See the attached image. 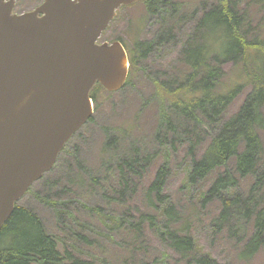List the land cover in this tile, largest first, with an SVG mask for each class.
I'll use <instances>...</instances> for the list:
<instances>
[{"label":"trees","instance_id":"obj_1","mask_svg":"<svg viewBox=\"0 0 264 264\" xmlns=\"http://www.w3.org/2000/svg\"><path fill=\"white\" fill-rule=\"evenodd\" d=\"M173 1L169 5L170 8L164 9H160L159 0L150 2V12L153 15L156 14V9L160 10L161 15L157 20L160 25L157 28L163 29L159 37L161 44L164 43L166 34L173 39V31L180 22L187 19L184 10L190 3ZM208 1L210 10L203 14L190 40L179 52L183 66L188 70L187 75L182 74L181 81L177 79L164 83L165 89L170 93L176 92L181 96V103L166 106L160 119L161 128L165 133L178 139L189 138L193 130L195 133H202L203 125L207 128L210 139L207 140L206 150L199 158L192 155L193 148L190 150L191 167L187 175V185L183 186L187 192L192 191L193 198L194 194L200 192L199 196L192 200L195 207L183 216L180 209L164 194L169 171L166 166H162L145 193V198L155 213L141 214L135 222L127 220L129 214L126 213L120 217L119 224L121 229H129L130 234L134 233L137 237L142 234L141 226L147 224L165 244V248L171 249L181 257L184 264H229L212 258L209 252L204 253L203 247L191 233L193 213H200L213 204H219L218 214L210 222V231L214 234L226 233L228 239L240 246V260L249 262L264 250V143L261 137V132L264 131V25L259 26L257 30H251L255 17L248 11L253 7L248 0ZM263 2L264 0H259L255 6ZM262 7L264 8V4ZM151 47V43L146 44L145 41L136 43V50L130 54L132 74H135L140 62L148 58L152 52ZM230 64L243 65L246 82L225 90V86L221 85L223 67ZM246 85L251 89L240 109L225 119V114L233 102L243 94ZM128 86L129 81L124 90ZM99 90H104L100 84L91 93L97 106ZM161 103L163 106L164 102ZM89 123H93V118ZM107 135L109 136V133ZM72 140L62 152L54 169H57L61 161L65 162L74 156L73 164L76 170L79 169L74 178L83 190L82 197L89 198L96 190L94 185L99 183L97 179L94 180L96 175L91 172L92 169L80 167L78 152L75 151L72 155ZM202 141L198 143L201 144ZM156 142L160 148L163 147L164 138L161 131L156 134ZM109 144L111 142H108ZM104 150L105 148L102 154ZM134 152L139 154L138 150ZM140 161L139 167L145 169L143 162L147 164L146 159L143 162L140 157L134 160L120 159V186L125 188L118 193L117 198H111L110 201L126 204L124 191L128 188V178L125 173L137 175L134 164ZM102 165L107 171L108 161H103ZM72 173V167L67 169V175L73 177ZM46 176L41 183L47 181ZM248 177L254 178V184L248 193H244L241 182ZM208 180H212L210 186L202 191L199 184ZM103 188L105 192L111 191L110 188ZM66 191L68 190L64 186L58 190L60 193ZM53 198L56 199L55 202L43 197V202L53 210L60 236L64 234L72 242L80 244L84 241L92 245V238L75 229L79 227L82 230H91L85 223L79 222L76 214L73 215L70 211L75 204V198L68 199L64 204L60 201L63 196ZM99 209L103 208L97 206L89 210L99 214ZM68 215L73 218L72 222ZM105 220L111 222L115 217L105 216ZM60 236L50 231L43 217L21 201L16 204L0 231V264H93L83 260L84 256L81 259L82 253L75 252V245L72 249L62 246L61 250ZM136 249L139 248L131 249V255L124 260L125 264L134 259ZM166 261L164 254L163 258L153 263L142 261L139 264H166Z\"/></svg>","mask_w":264,"mask_h":264},{"label":"rangeland","instance_id":"obj_2","mask_svg":"<svg viewBox=\"0 0 264 264\" xmlns=\"http://www.w3.org/2000/svg\"><path fill=\"white\" fill-rule=\"evenodd\" d=\"M36 0H25L27 7L33 8ZM188 1L190 5L185 8L186 21L180 22L178 27L173 31L174 38L171 39L169 34L165 35L164 43H159V37L163 33L162 27L157 28L153 23L160 18V10L156 9V14L147 11V6L142 5L136 9L140 24L146 22V25L152 24V28L146 30L144 41L146 44L151 43L152 52L148 58L140 62L136 68L135 74L129 79V86L124 90L119 89L113 92L99 90L97 100L98 106L95 104V113L93 123L86 124L76 135L71 144L72 155L77 151V156L80 161V167L91 170L96 175L94 180H98L99 184L95 192L89 198H83L81 193L83 190L74 176L77 174L74 162V156L67 159L65 162H60L57 169H53L47 176V181L44 183H36L32 190L26 194L18 203L34 210L43 217L46 221L48 229L60 236L57 227V220L53 210L44 202L45 200L55 202L53 197H64L61 203L64 204L70 198H75V204L72 205L70 211L73 215L76 214L79 222L85 223L91 230H82L79 227L75 229L80 231L89 238L93 239L92 245H88L84 241L82 243L72 242L68 236L62 234V246L70 247L74 245L75 252L82 253L85 259L93 264H125V258L131 255V249L137 247L133 255L134 259L131 262L139 264L142 261H153L166 256V264H184L181 262V257L175 254L171 249H166L158 237L151 231L147 224L142 228V234L135 236L130 234L129 229H121L119 219L124 214L128 213L127 220L136 221L141 214L155 213L148 200L145 198V193L153 183L158 169L166 166L169 171V176L166 181L164 194L169 197L183 216L195 207L192 200H195L198 194L191 193L183 189L186 186L187 175L191 167L192 155L197 158L201 157L206 150L207 140L210 139L207 134L205 125L202 133H195L193 130L190 137L187 139H178L170 134L165 133L161 128L160 119L162 112L166 106L174 103H181V96L174 92L170 93L164 87V83L170 80H182V74L185 76L188 70L185 69L182 63L180 50L188 43L198 21L203 17V14L210 10L208 0H176ZM259 0H248L253 5L248 11L255 17L251 30H257L259 26L264 25V8L261 3L255 6ZM173 0H159L160 9L170 8ZM204 6V8L202 6ZM171 12V10H169ZM172 13V12H171ZM138 29L137 22L120 19L108 27L100 39V44L106 41L111 44L118 39H113L115 36L123 40H128L125 46L131 51L135 49V42L139 41L140 34H133ZM135 36V37H134ZM134 37L133 39H128ZM142 41V40H141ZM140 41V42H141ZM125 44V43H124ZM224 74L221 80V85L225 90L234 87L238 84H244L245 69L243 65L235 66L233 64L223 67ZM251 87L246 85L243 94L238 97L229 110L225 114V119L233 116L240 109L247 93ZM162 102H164L162 106ZM186 124V122L184 123ZM126 133H123V132ZM162 132L164 138L163 147L160 148L156 142V134ZM109 133V136L107 135ZM262 141L264 143V131L261 132ZM203 140V141H202ZM202 141V143H198ZM108 142L111 144L108 145ZM104 154H102L103 149ZM193 153L191 155V149ZM134 150H138L136 154ZM140 157L142 162L146 159L147 164L145 169L140 168L141 161L134 164L138 174L132 176L125 173L128 178V188L124 191V205L110 201L111 198H117L118 193L124 190L125 186H120V172L118 163L120 159L127 158L134 160ZM108 161V170L102 165L103 161ZM148 165V166H147ZM73 168V177L67 175V169ZM94 170V171H93ZM101 177L98 178V176ZM94 182V181H92ZM91 182V183H92ZM212 180H208L199 184L202 191H205L210 186ZM90 183V188H91ZM242 191L248 193L254 184V178L248 177L242 180ZM57 184V186L55 185ZM64 184V185H63ZM64 186L68 191L64 193L58 192ZM103 187L110 188L111 191H106ZM201 191V192H202ZM196 203H198L196 201ZM101 206L99 214L92 212L89 209ZM220 209L219 204H213L200 213H193V226L191 233L197 239L199 245L203 247L204 253H210L212 258L221 263L229 264H264V250L255 256L251 261L245 262L240 260L238 244L235 241L228 239L226 233H212L210 231V222ZM77 211V213H75ZM104 215L103 217L101 215ZM69 216V215H68ZM105 216L115 217V220L107 222ZM72 217L69 220L72 222ZM67 219V223H69ZM66 223V220H64ZM61 229V226H60ZM66 242V244H64ZM72 247H71V246ZM77 249V250H76ZM128 263V264H130Z\"/></svg>","mask_w":264,"mask_h":264},{"label":"water","instance_id":"obj_3","mask_svg":"<svg viewBox=\"0 0 264 264\" xmlns=\"http://www.w3.org/2000/svg\"><path fill=\"white\" fill-rule=\"evenodd\" d=\"M133 1L45 0L19 16L13 0H0V231L92 118L93 87L125 85L124 47L98 39L116 9Z\"/></svg>","mask_w":264,"mask_h":264},{"label":"flooded vegetation","instance_id":"obj_4","mask_svg":"<svg viewBox=\"0 0 264 264\" xmlns=\"http://www.w3.org/2000/svg\"><path fill=\"white\" fill-rule=\"evenodd\" d=\"M24 1L25 0H14V3H15L14 13H16L17 15H23V14H26V13L35 12L44 3V0H36L35 4H34V7L33 8H29V7H27L25 5ZM150 2H151V0H137L134 3L128 4V5L123 4L116 11V17L113 19V21H111L109 26H111L116 21H119L120 19L127 20L128 22L133 21V23H134V21H136L138 29L135 32H132V33L133 34H140L139 39L142 40L144 38L146 30H147L146 29V22L140 24L138 15H136V9H138L142 5H149ZM40 16H42V15H40ZM156 24H154V25H156ZM151 28H152V24L148 25V31ZM104 33H103V35H104ZM103 35H102V37H103ZM134 37H129L128 39H133ZM113 39H118L119 41H123V43H125V44H128V42H129L128 40H123V39L119 38V36H115V37H113ZM137 42H135V43H137Z\"/></svg>","mask_w":264,"mask_h":264}]
</instances>
